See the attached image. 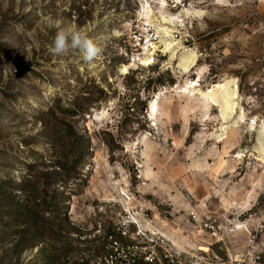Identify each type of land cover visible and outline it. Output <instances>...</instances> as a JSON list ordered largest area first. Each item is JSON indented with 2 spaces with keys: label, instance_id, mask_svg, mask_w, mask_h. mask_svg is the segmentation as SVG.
Here are the masks:
<instances>
[{
  "label": "rangeland",
  "instance_id": "374dc122",
  "mask_svg": "<svg viewBox=\"0 0 264 264\" xmlns=\"http://www.w3.org/2000/svg\"><path fill=\"white\" fill-rule=\"evenodd\" d=\"M57 24L97 40L94 66L49 52ZM191 211L247 225L264 264V0H0V264L199 255Z\"/></svg>",
  "mask_w": 264,
  "mask_h": 264
},
{
  "label": "built area",
  "instance_id": "2783aa9c",
  "mask_svg": "<svg viewBox=\"0 0 264 264\" xmlns=\"http://www.w3.org/2000/svg\"><path fill=\"white\" fill-rule=\"evenodd\" d=\"M152 28L153 27L148 24H143L137 31L131 34V39L134 43V53L131 58V64L133 66L151 67L157 63L156 56L160 36L159 33ZM133 216L142 220L148 217V215H143L138 212L134 213ZM189 216L194 222V225H196L197 230L208 237L209 242H202L199 246V250L202 252L201 254L195 255L177 247L176 249L173 248L166 251L164 259H162V256L159 255L157 251H153L151 255H138V260H133V264H137V262L141 261L142 264H162V261H165L167 264H261V256L256 251L255 238L250 233L247 225L241 224L234 226V228H229L218 216H209L201 219L194 211H191ZM243 229L250 235L247 250L244 253L238 251L230 252L229 249L225 247V235ZM138 235L142 240H147V237L141 231L138 232ZM163 240L164 241H161L162 244L166 241L165 239ZM150 242L154 241L152 240ZM212 247H216L220 250H228L226 259L221 260L215 257L214 261L210 260L208 254Z\"/></svg>",
  "mask_w": 264,
  "mask_h": 264
},
{
  "label": "clouds",
  "instance_id": "9594fccd",
  "mask_svg": "<svg viewBox=\"0 0 264 264\" xmlns=\"http://www.w3.org/2000/svg\"><path fill=\"white\" fill-rule=\"evenodd\" d=\"M56 32L49 52L53 56H66L70 52H78L83 62L94 66L102 55L104 49L96 39L90 37L83 30L74 27H59Z\"/></svg>",
  "mask_w": 264,
  "mask_h": 264
},
{
  "label": "trees",
  "instance_id": "16d2710c",
  "mask_svg": "<svg viewBox=\"0 0 264 264\" xmlns=\"http://www.w3.org/2000/svg\"><path fill=\"white\" fill-rule=\"evenodd\" d=\"M142 264V263H141Z\"/></svg>",
  "mask_w": 264,
  "mask_h": 264
}]
</instances>
